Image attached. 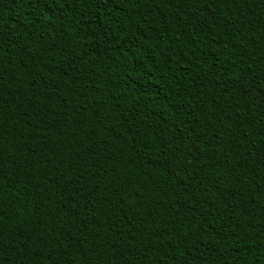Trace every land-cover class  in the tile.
I'll return each instance as SVG.
<instances>
[{
  "label": "trees",
  "instance_id": "obj_1",
  "mask_svg": "<svg viewBox=\"0 0 264 264\" xmlns=\"http://www.w3.org/2000/svg\"><path fill=\"white\" fill-rule=\"evenodd\" d=\"M0 264H264V0H0Z\"/></svg>",
  "mask_w": 264,
  "mask_h": 264
}]
</instances>
